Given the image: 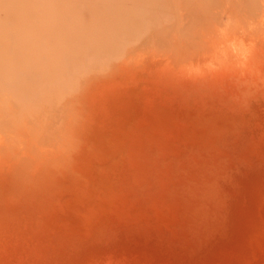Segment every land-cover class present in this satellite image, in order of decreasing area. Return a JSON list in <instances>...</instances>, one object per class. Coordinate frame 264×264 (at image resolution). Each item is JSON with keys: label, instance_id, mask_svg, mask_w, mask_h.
Wrapping results in <instances>:
<instances>
[{"label": "rangeland", "instance_id": "rangeland-1", "mask_svg": "<svg viewBox=\"0 0 264 264\" xmlns=\"http://www.w3.org/2000/svg\"><path fill=\"white\" fill-rule=\"evenodd\" d=\"M0 264H264V0H0Z\"/></svg>", "mask_w": 264, "mask_h": 264}]
</instances>
